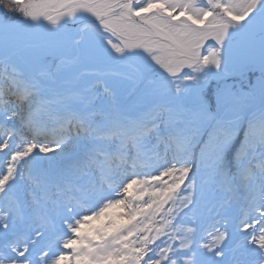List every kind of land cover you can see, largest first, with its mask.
Returning a JSON list of instances; mask_svg holds the SVG:
<instances>
[{"label": "snow or ice", "instance_id": "snow-or-ice-1", "mask_svg": "<svg viewBox=\"0 0 264 264\" xmlns=\"http://www.w3.org/2000/svg\"><path fill=\"white\" fill-rule=\"evenodd\" d=\"M0 38V264H264V0H0Z\"/></svg>", "mask_w": 264, "mask_h": 264}, {"label": "rangeland", "instance_id": "rangeland-1", "mask_svg": "<svg viewBox=\"0 0 264 264\" xmlns=\"http://www.w3.org/2000/svg\"><path fill=\"white\" fill-rule=\"evenodd\" d=\"M5 46L9 50H15L19 46V42L14 39H9L6 43L3 39H0V51L4 50ZM259 43L256 44L257 50L259 49Z\"/></svg>", "mask_w": 264, "mask_h": 264}, {"label": "water", "instance_id": "water-1", "mask_svg": "<svg viewBox=\"0 0 264 264\" xmlns=\"http://www.w3.org/2000/svg\"><path fill=\"white\" fill-rule=\"evenodd\" d=\"M0 39H2V38H0ZM14 39V38H13ZM14 40H16V39H14Z\"/></svg>", "mask_w": 264, "mask_h": 264}]
</instances>
